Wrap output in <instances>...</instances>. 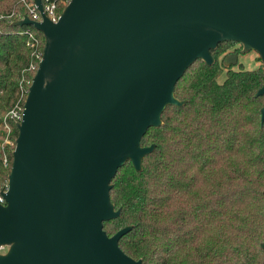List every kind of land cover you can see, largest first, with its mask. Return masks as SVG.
<instances>
[{
    "label": "water",
    "instance_id": "1",
    "mask_svg": "<svg viewBox=\"0 0 264 264\" xmlns=\"http://www.w3.org/2000/svg\"><path fill=\"white\" fill-rule=\"evenodd\" d=\"M35 2L41 21H14L42 32L44 48L0 191V264H143L119 244L133 225L104 228L122 213L113 180L128 161L143 170L156 147L143 137L186 104L175 89L196 60L212 65L234 41L264 71V0H70L57 21Z\"/></svg>",
    "mask_w": 264,
    "mask_h": 264
},
{
    "label": "trees",
    "instance_id": "2",
    "mask_svg": "<svg viewBox=\"0 0 264 264\" xmlns=\"http://www.w3.org/2000/svg\"><path fill=\"white\" fill-rule=\"evenodd\" d=\"M26 13L21 0H0V191L13 162V147H1L3 114L23 74L36 73L24 71L32 50L20 31L28 26L14 24ZM235 43H220L212 65L196 60L175 89L186 104L169 105L164 124L143 137L142 145L156 143L143 170L128 161L113 180L111 199L122 213L104 228L112 235L133 225L119 244L143 264H264V95L255 96L264 71L226 67Z\"/></svg>",
    "mask_w": 264,
    "mask_h": 264
},
{
    "label": "built area",
    "instance_id": "3",
    "mask_svg": "<svg viewBox=\"0 0 264 264\" xmlns=\"http://www.w3.org/2000/svg\"><path fill=\"white\" fill-rule=\"evenodd\" d=\"M29 13L20 14L16 20L23 19L25 15H28L31 19L41 21L42 12L39 10L38 5L35 0H21ZM70 0H42L43 12L53 21H57L62 12L59 11L60 6H66ZM14 13L10 14L8 17L11 18ZM31 26V25H30ZM21 34L27 35V45L32 50V60L30 65L24 71H37L39 63L43 57L44 44L40 36L31 28L27 27L20 31ZM32 83V79L23 74L21 81L19 82L18 90L16 92V101L11 109H9L3 116L1 123L2 130V142L1 147L5 151L6 146L16 145V140L13 139V123L17 125L22 121L24 113V105L29 92V87ZM4 161L7 164V156L5 154ZM8 185H6L4 190H7ZM0 202H4L3 196L0 194ZM8 249L7 245H0V252H5Z\"/></svg>",
    "mask_w": 264,
    "mask_h": 264
},
{
    "label": "rangeland",
    "instance_id": "4",
    "mask_svg": "<svg viewBox=\"0 0 264 264\" xmlns=\"http://www.w3.org/2000/svg\"><path fill=\"white\" fill-rule=\"evenodd\" d=\"M240 63L243 64L248 69H254L260 66L262 64V61H261V58L258 52L251 50L246 53H241L239 55L238 62L237 64H235V67H238ZM10 147H13V146H10Z\"/></svg>",
    "mask_w": 264,
    "mask_h": 264
},
{
    "label": "flooded vegetation",
    "instance_id": "5",
    "mask_svg": "<svg viewBox=\"0 0 264 264\" xmlns=\"http://www.w3.org/2000/svg\"><path fill=\"white\" fill-rule=\"evenodd\" d=\"M238 48H239V52H236L235 50H238ZM231 50H232V52L231 53H229L227 56H226V58L229 56V55H232V54H237L238 55V58H239V55L242 53V45L240 44V43H235V44H233L232 46H231ZM226 58H225V60H226ZM224 60V61H225Z\"/></svg>",
    "mask_w": 264,
    "mask_h": 264
}]
</instances>
